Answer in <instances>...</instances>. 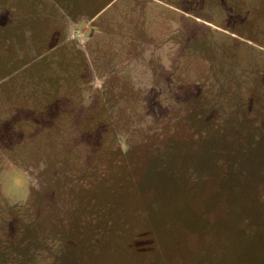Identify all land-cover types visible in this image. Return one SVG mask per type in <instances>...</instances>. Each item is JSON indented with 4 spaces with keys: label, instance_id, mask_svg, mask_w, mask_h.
Listing matches in <instances>:
<instances>
[{
    "label": "rangeland",
    "instance_id": "obj_1",
    "mask_svg": "<svg viewBox=\"0 0 264 264\" xmlns=\"http://www.w3.org/2000/svg\"><path fill=\"white\" fill-rule=\"evenodd\" d=\"M0 68V264H264V0H0Z\"/></svg>",
    "mask_w": 264,
    "mask_h": 264
},
{
    "label": "clouds",
    "instance_id": "obj_2",
    "mask_svg": "<svg viewBox=\"0 0 264 264\" xmlns=\"http://www.w3.org/2000/svg\"><path fill=\"white\" fill-rule=\"evenodd\" d=\"M160 102L166 105L163 99ZM79 103L86 107L89 104L88 97L84 96ZM15 110L16 108L12 107L0 112V121L8 119ZM44 167L43 162L35 164L28 156L18 153L14 148H0V206L12 209L27 208L33 194L41 190L39 173ZM46 243L56 250L61 242L48 240Z\"/></svg>",
    "mask_w": 264,
    "mask_h": 264
},
{
    "label": "trees",
    "instance_id": "obj_3",
    "mask_svg": "<svg viewBox=\"0 0 264 264\" xmlns=\"http://www.w3.org/2000/svg\"><path fill=\"white\" fill-rule=\"evenodd\" d=\"M18 22V21H17ZM19 24V23H18ZM21 61V60H20ZM53 60H37V61H35V63H34V65L36 64V63H39V64H41V62L42 63H44V62H46L45 63V65H47V63H49V62H52ZM56 62V61H55ZM54 62V63H55ZM13 64V62H11V65ZM66 64V63H65ZM10 65V64H9ZM70 66V65H69ZM47 67H48V65H47ZM0 70H1V68H0ZM3 70V69H2ZM22 72H24V71H22ZM20 72H18L17 74H15L13 77H12V79H8V81H4V82H2L1 84H0V88H1V86L2 85H6V87H4V91H8V95H6V97L8 96L9 97V90H11V88L13 89L14 87H8L7 85H8V83H10L11 81L12 82H14V81H17V80H19L20 79V77H18V74H19ZM3 79V78H2ZM60 79V78H59ZM67 79V78H66ZM48 81H50V85H49V82ZM57 81H58V74H56V75H50V77L47 79V78H45V73H43L42 74V72H41V70H40V76H39V78L38 77H34V76H31L30 77V79L28 80L27 78L24 80V82L26 83V84H22L23 86H25L26 88H27V92H28V94H30L31 92H32V90H31V88H34V89H37V88H40V89H47V88H49V87H52V86H55L56 87V83H57ZM24 87V88H25ZM8 88V89H7ZM30 89V90H29ZM38 90V89H37ZM1 92V91H0ZM28 97H30V96H28ZM33 100L35 101V99L33 98Z\"/></svg>",
    "mask_w": 264,
    "mask_h": 264
}]
</instances>
